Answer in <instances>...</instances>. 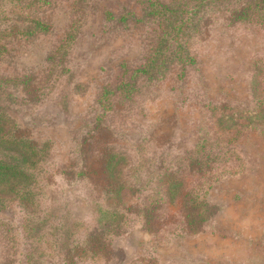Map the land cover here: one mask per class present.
Segmentation results:
<instances>
[{
	"label": "rangeland",
	"instance_id": "obj_1",
	"mask_svg": "<svg viewBox=\"0 0 264 264\" xmlns=\"http://www.w3.org/2000/svg\"><path fill=\"white\" fill-rule=\"evenodd\" d=\"M149 1L155 0L0 3V81L7 84L1 111L25 137L48 143L50 193L71 219L88 222L91 199H107L100 173L110 156L118 179L134 189L118 210L156 206L153 222L138 228L125 214L130 224L108 239V252L121 256L112 252L121 259L112 264H264V118L249 116L264 111V25L238 22L235 3L207 10L187 40L194 64L175 60L154 80L133 77L159 34V21L145 12ZM34 19L47 32H30ZM121 82L132 84L134 95L111 96L104 113L102 92ZM223 118L234 122L233 130ZM237 131V172L213 185L206 201L214 213L191 231L183 194L172 196L165 186L193 191L203 180L188 161L194 146L218 144ZM228 166L218 164L214 176ZM5 206L0 264H26L23 209L17 202ZM81 239L72 238L71 248ZM74 263L110 264V257L100 262L86 254Z\"/></svg>",
	"mask_w": 264,
	"mask_h": 264
},
{
	"label": "trees",
	"instance_id": "obj_2",
	"mask_svg": "<svg viewBox=\"0 0 264 264\" xmlns=\"http://www.w3.org/2000/svg\"><path fill=\"white\" fill-rule=\"evenodd\" d=\"M2 2L7 5L19 3L21 0H0V3ZM232 3H235L232 11L238 22L264 25V0H170L168 4L157 0L147 2L146 15L159 21V34L148 58L134 71L133 77L142 75L154 80L175 60L184 65L194 64V59L186 48L190 29L195 27L193 21L207 10L230 8ZM30 24L33 28L30 32L48 30V25L37 19L32 20ZM256 87L257 84L251 89L254 94L257 92ZM5 88L7 84L0 81V102L6 98ZM134 93L132 84L122 82L114 89L105 90L100 99L104 113L110 110L111 96L118 94L130 98ZM249 116L264 118V111L251 112ZM223 119L222 124L227 126L231 123L233 130L234 122L227 123L226 119ZM20 131V126L8 118L0 107V209H4L10 202H17L23 209V233L31 248L25 263L46 264L48 261L47 264H75V259L86 254H91L95 261L106 262L109 257L110 264L111 260L120 261L121 256L116 251L108 252V239L130 224L126 215L134 217L133 224H140L133 228L153 222L156 206L150 210L151 205L136 203L134 212L130 211L132 207L125 208L123 212L118 210V204L124 207L127 205L125 197L134 189L127 181L123 183L118 179L117 175H121V172L113 171L116 163H113L114 157L110 156L104 159L100 173L106 182L104 193L107 194V199L104 198L102 202L98 197L91 199L92 212L88 222L71 219L70 209L57 207V202L50 193L49 177L45 169L49 163L48 143L39 144L25 137ZM239 134L237 131L229 139L219 140L218 144L202 140L194 146L188 155V161L194 172L203 180L193 186V191L189 189L183 193L185 186L178 183L165 186V190L172 196L183 194L180 199L181 208L185 214V226L191 231L199 229L214 213V208L206 201L213 185L223 178L234 176L237 172L236 165L241 153L235 146ZM235 161L236 164L231 169L228 165L234 164ZM224 163L230 169L214 176L216 166ZM160 194L163 193L159 190L154 196L158 197ZM110 195L115 200H110ZM76 236L82 239L71 248L72 238ZM112 252H116L120 257ZM54 259H57L56 263L52 262Z\"/></svg>",
	"mask_w": 264,
	"mask_h": 264
}]
</instances>
